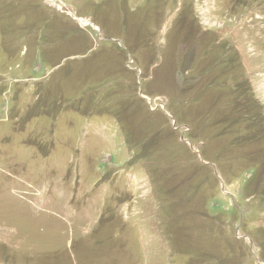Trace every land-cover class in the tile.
<instances>
[{"label": "rangeland", "instance_id": "374dc122", "mask_svg": "<svg viewBox=\"0 0 264 264\" xmlns=\"http://www.w3.org/2000/svg\"><path fill=\"white\" fill-rule=\"evenodd\" d=\"M0 264H264V0H0Z\"/></svg>", "mask_w": 264, "mask_h": 264}]
</instances>
